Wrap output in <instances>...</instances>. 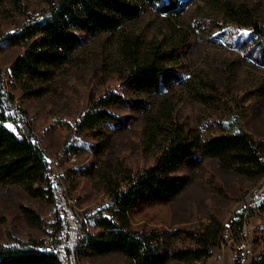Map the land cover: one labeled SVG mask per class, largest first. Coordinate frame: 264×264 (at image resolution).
I'll list each match as a JSON object with an SVG mask.
<instances>
[{"label":"rangeland","instance_id":"rangeland-1","mask_svg":"<svg viewBox=\"0 0 264 264\" xmlns=\"http://www.w3.org/2000/svg\"><path fill=\"white\" fill-rule=\"evenodd\" d=\"M52 1L57 0H0V68L7 91L26 112L45 151L54 187L51 199L0 184V245L34 242L56 249L63 264H134L118 252L87 256L78 251L82 236L98 229L94 216L110 199L96 171L112 163L116 177L123 165L133 178L150 167L162 139L157 122L164 128L177 121L204 139L244 130L264 140L260 37L232 21L226 11L227 5L245 9L249 20L264 25V0H177L179 11L173 13L146 10L120 31L80 33L82 44L68 62L53 68L47 79L24 78L20 83L11 66L26 47L10 45L3 37L44 17ZM130 41L144 49L171 45L178 50L153 91L134 93L125 83ZM40 89L38 95L29 94ZM110 92L126 99L108 108L116 120L100 122L95 130H79L77 123L91 102ZM98 130L109 139L97 152L96 144L102 142ZM199 156L197 166L176 173L190 175V185L170 202L133 207L129 227L137 232L197 230L215 217L231 241L225 248L217 242L212 250L225 249L226 256L222 253L220 260L221 253H215L206 264H252L264 249V176L249 179ZM120 184L126 188L128 179ZM186 243L189 240L179 237L175 244Z\"/></svg>","mask_w":264,"mask_h":264},{"label":"trees","instance_id":"trees-1","mask_svg":"<svg viewBox=\"0 0 264 264\" xmlns=\"http://www.w3.org/2000/svg\"><path fill=\"white\" fill-rule=\"evenodd\" d=\"M177 0H57L52 1L49 12L3 39L10 45H25L11 69L20 83L47 79L51 70L69 61L72 53L82 44L80 33L91 35L120 31L125 23L138 19L146 10L159 14L179 11ZM227 7L231 20L250 27L260 37L259 51L264 61V25L249 20L245 9ZM125 50L128 66L124 76L127 87L134 93L153 91L159 75L176 59L174 46L140 47L128 42ZM43 91L30 90V95ZM110 92L93 100L77 123L81 131L95 130L100 122L115 121L108 111L111 105H123L126 99ZM147 115H150L147 110ZM154 121H157L154 119ZM10 123L11 127L7 126ZM161 140L154 163L134 174L127 166L120 176L116 168L105 163L96 177L110 196L112 206L94 216L97 230L85 233L79 243L80 255L100 256L118 252L134 264H206L212 248L223 240L225 229L211 217L197 230L171 232H137L129 227V212L140 204L170 202L191 183L190 175H177L183 167H194L201 157L218 161L225 170L234 171L249 179L264 176V140L255 139L244 130L204 139L194 129H186L177 121L161 127ZM98 133L102 142L97 152L104 149L109 135ZM152 135H155L153 133ZM117 173V172H116ZM128 179L126 188L121 179ZM0 184L22 187L32 197H54V187L44 149L40 146L26 112L15 103L14 95L7 91L5 76L0 68ZM264 209V202L260 206ZM242 223L239 224L241 227ZM242 234L243 230H239ZM179 237L189 240L183 246L175 243ZM0 264H63L56 249L42 248L34 242L18 240L11 245H0ZM252 264H264V249Z\"/></svg>","mask_w":264,"mask_h":264},{"label":"built area","instance_id":"built-area-1","mask_svg":"<svg viewBox=\"0 0 264 264\" xmlns=\"http://www.w3.org/2000/svg\"><path fill=\"white\" fill-rule=\"evenodd\" d=\"M46 160H47V162L49 161L48 159H47V157H46ZM48 164H49V162H48ZM55 185V184H54ZM112 206V201H111V199H109V201L104 205V207H102L101 208V210H100V212L102 213V215H107V212H106V210H108V208H110ZM228 232H226L225 231V233H224V236H223V240H222V242H221V244H220V247H223V248H225L226 247V245L231 241V238H230V236H229V234H227ZM244 232H242V234H243ZM229 237V238H228ZM52 240V239H51ZM230 240V241H229Z\"/></svg>","mask_w":264,"mask_h":264},{"label":"crops","instance_id":"crops-1","mask_svg":"<svg viewBox=\"0 0 264 264\" xmlns=\"http://www.w3.org/2000/svg\"><path fill=\"white\" fill-rule=\"evenodd\" d=\"M217 254L218 255V253H221L219 256H220V260H222V253H224L223 255H224V257L226 256L225 255V253H226V250L225 249H219L218 251H216L215 252V250H212V255H211V257L209 258V261H210V259L213 257V254ZM216 255V256H217ZM222 262V261H221Z\"/></svg>","mask_w":264,"mask_h":264}]
</instances>
